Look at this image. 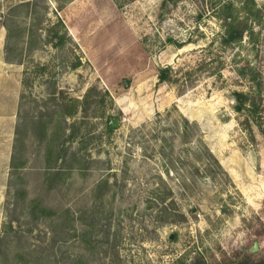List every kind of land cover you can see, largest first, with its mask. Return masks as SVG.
<instances>
[{
	"label": "rangeland",
	"instance_id": "rangeland-1",
	"mask_svg": "<svg viewBox=\"0 0 264 264\" xmlns=\"http://www.w3.org/2000/svg\"><path fill=\"white\" fill-rule=\"evenodd\" d=\"M24 1L0 0V264L264 257V133L234 96L264 121V0H34L17 39ZM226 21L253 34L223 45Z\"/></svg>",
	"mask_w": 264,
	"mask_h": 264
},
{
	"label": "trees",
	"instance_id": "trees-1",
	"mask_svg": "<svg viewBox=\"0 0 264 264\" xmlns=\"http://www.w3.org/2000/svg\"><path fill=\"white\" fill-rule=\"evenodd\" d=\"M37 1V0H36ZM36 1L34 0H28L21 2L20 4L14 6L11 8V12H9L7 15H5L3 19V26H5L9 32V35L11 37H15L18 39V37L22 36V32H25V30L18 27V33L13 30V15L17 10H22L24 13L26 12V17L33 16L37 14V25H40L41 23V13L39 10L35 8L37 7ZM230 19V18H229ZM40 21V22H39ZM61 21V20H60ZM24 34V33H23ZM31 34L34 35V31L31 30ZM248 34H253V28L248 24L247 21H240L235 23L234 21L227 22L223 25V31L220 36L221 38V43L223 45H232L235 43H240L244 36ZM29 41H32L30 37H28ZM62 40V38H60ZM18 42H15L16 44L13 45L11 48L10 45L8 44L7 46V61L9 62H15V59L18 60L16 63H22V58L21 56L23 55V49L22 48L19 52V46ZM11 51L14 52L15 56L12 58L11 57ZM174 73L175 70L172 67H166V68H161L158 71V74L160 75L161 79L165 82H173L174 80ZM235 100L237 102L236 104V111L238 113H244L246 115V126L245 128L248 130H252V122L255 123L259 127V129L264 133V121L263 120H258L257 118H253V121H251L248 116L252 115L253 109L255 107V98L252 95L251 92H244V91H235L234 92ZM74 115V114H73ZM197 126V123H195ZM42 127L46 132H48V126L47 124H42ZM46 128V129H45ZM108 129H112L110 125H108ZM187 130V129H186ZM17 133L18 129H17ZM20 141V139H19ZM52 154V151L50 152ZM64 156L59 155L58 159H62ZM57 159V160H58ZM37 200H33V208L34 210L37 209ZM175 264H264V257L261 258H256V255L253 254L252 252L247 251V249H243L241 252H237L236 255H234L230 259H223V260H216L215 262H210L205 255L204 252H198L196 255L191 259L188 260L187 257H182L179 258Z\"/></svg>",
	"mask_w": 264,
	"mask_h": 264
},
{
	"label": "water",
	"instance_id": "water-1",
	"mask_svg": "<svg viewBox=\"0 0 264 264\" xmlns=\"http://www.w3.org/2000/svg\"><path fill=\"white\" fill-rule=\"evenodd\" d=\"M174 236L173 235H171V239L173 238ZM255 247H257V244L255 245Z\"/></svg>",
	"mask_w": 264,
	"mask_h": 264
}]
</instances>
